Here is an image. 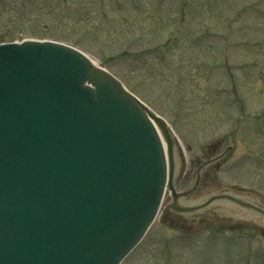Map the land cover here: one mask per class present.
<instances>
[{"label": "water", "instance_id": "1", "mask_svg": "<svg viewBox=\"0 0 264 264\" xmlns=\"http://www.w3.org/2000/svg\"><path fill=\"white\" fill-rule=\"evenodd\" d=\"M181 158L165 121L81 53L0 46V264H119L165 190L173 216L195 218L225 199L264 219L223 195L181 205Z\"/></svg>", "mask_w": 264, "mask_h": 264}, {"label": "rangeland", "instance_id": "2", "mask_svg": "<svg viewBox=\"0 0 264 264\" xmlns=\"http://www.w3.org/2000/svg\"><path fill=\"white\" fill-rule=\"evenodd\" d=\"M122 3L119 10L114 0H4L0 32L9 22L22 39L79 49L168 123L189 175L232 148L213 179L264 198V0ZM174 35L178 44L170 49ZM168 203L165 195L145 239L122 264H264V232L182 235L161 216Z\"/></svg>", "mask_w": 264, "mask_h": 264}, {"label": "bare ground", "instance_id": "3", "mask_svg": "<svg viewBox=\"0 0 264 264\" xmlns=\"http://www.w3.org/2000/svg\"><path fill=\"white\" fill-rule=\"evenodd\" d=\"M94 65H96V66H99V64L98 63H96L94 60H92L91 58L89 59Z\"/></svg>", "mask_w": 264, "mask_h": 264}, {"label": "flooded vegetation", "instance_id": "4", "mask_svg": "<svg viewBox=\"0 0 264 264\" xmlns=\"http://www.w3.org/2000/svg\"><path fill=\"white\" fill-rule=\"evenodd\" d=\"M206 216H215V215L213 213H208V215H206Z\"/></svg>", "mask_w": 264, "mask_h": 264}]
</instances>
